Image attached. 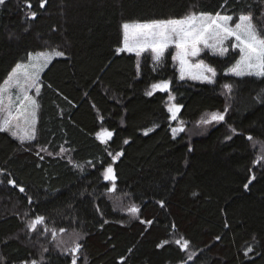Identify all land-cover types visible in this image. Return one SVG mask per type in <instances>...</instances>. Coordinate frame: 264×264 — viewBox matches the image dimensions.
<instances>
[{"label":"trees","instance_id":"1","mask_svg":"<svg viewBox=\"0 0 264 264\" xmlns=\"http://www.w3.org/2000/svg\"><path fill=\"white\" fill-rule=\"evenodd\" d=\"M189 12L232 22L251 13L264 32V0L0 5V86L29 53L64 54L40 74L35 139L0 131V264H29L36 245L40 264H72L53 230L77 238V264H264V156L256 161L255 145L264 144V78L228 74L238 49L202 54L213 83L181 80L170 52L159 63L117 52L124 23ZM164 81L169 90L149 92ZM220 112L201 134L173 132L176 120L191 126ZM109 166L115 181L105 179ZM38 216L46 240L29 228Z\"/></svg>","mask_w":264,"mask_h":264},{"label":"snow or ice","instance_id":"2","mask_svg":"<svg viewBox=\"0 0 264 264\" xmlns=\"http://www.w3.org/2000/svg\"><path fill=\"white\" fill-rule=\"evenodd\" d=\"M4 3L5 0H0V5ZM41 7H43V4H41ZM31 15L32 18L35 17V13ZM232 21V15L222 14L221 12H217L215 15L189 12L179 19L154 20L148 23H124L122 25L123 46L117 49V52H134L137 57H140L141 53L150 49L154 62L159 63L164 57L166 49L174 44L176 53L172 58L174 61L179 62L180 79H185L187 75L189 79L213 83V78L216 75L215 70L205 64L203 60L198 63H190V58L200 55L201 45L203 48L211 50L213 55H224L229 50L226 42L234 40L235 42L231 44V48L239 49L240 58L229 69V72L237 77L256 76L264 78V32H261L255 24L251 13H241L234 26H231ZM63 55L59 51H53L51 54L37 53L35 56L29 53L28 64L17 63L15 65L12 72L4 80L3 86H0V113H6L4 118L0 119V131L10 132L21 143L35 139L37 103L29 97L28 89L35 88L36 93L39 94L40 73L47 67L53 57ZM206 73L210 75H206ZM168 87L169 83L167 81L153 85L154 89L161 91H166ZM224 87L230 90L229 85H224ZM13 88L18 90L15 101H18L19 106L16 107L17 115L15 116L12 111L14 102L11 89ZM148 94L151 95V93ZM169 99L171 100L173 97L170 95ZM6 100L7 104L5 103ZM25 102H27L30 111L23 108ZM169 111L172 112V119H175L179 107L173 106V108H169ZM22 117L26 127H22L19 122L13 124L14 120L19 121ZM223 119V115L214 113L204 123H210L213 120L222 121ZM177 131H183V128L173 129L174 133ZM107 135L110 137L112 134L109 132ZM248 139L252 140V137L250 136ZM116 155L119 156L120 153ZM104 176L106 180L115 181L111 166L105 170ZM8 183L14 185L12 180H9ZM247 187L248 185H245V188ZM113 190L109 189V191ZM19 191L24 192L25 189L21 187ZM136 211L137 209L133 206L131 212L135 213ZM43 220V217H36L29 225L30 230H35L36 225L42 223ZM52 234L55 236V230ZM187 247L188 244L185 242L183 248L187 249ZM249 251H251V248ZM68 252L73 257L72 264H76L79 245L68 250ZM33 264H36V262L33 261Z\"/></svg>","mask_w":264,"mask_h":264},{"label":"rangeland","instance_id":"3","mask_svg":"<svg viewBox=\"0 0 264 264\" xmlns=\"http://www.w3.org/2000/svg\"><path fill=\"white\" fill-rule=\"evenodd\" d=\"M237 20L235 22H237ZM235 22H231V26H234V23ZM134 23H137V22H134ZM145 23H148V22H145ZM129 24H132V23H129ZM122 30H123V28H122ZM234 42H235L234 40L227 41L226 43L228 45V48H231V44L234 43ZM122 46H123V43H122ZM200 47L202 48V51H201L200 55L197 56V57L190 58V63H198L199 61L203 60L201 58V56H202L203 53H207L208 52V53L212 54L211 50L203 48L202 45ZM53 51H57V50H55V49H53V50H46V51H41V52H37V53H49V54H51ZM168 52H170L172 54V57L175 55L176 48H175V45L174 44L173 45H170L169 48L166 49L165 54L168 53ZM37 53H32V54H33V56H35ZM128 53L135 54L134 52H128ZM145 53H150L152 55L150 49L144 51L143 53H141V55H143ZM152 57H153V55H152ZM53 58H55V57H53ZM40 62L42 63L43 61L41 60ZM173 62H174L175 66H176V68L178 70L179 77H180V70H179L180 66H179V62L178 61H174V60H173ZM28 63H29V60L28 59H27L26 62H21V64H28ZM204 63L207 64L205 61H204ZM228 74L232 75L229 71H228ZM206 75H210V74H207L206 73ZM185 79L191 80V81H195V82H200L199 80L189 79L187 75L185 76ZM214 80H215V77L213 78V82H214ZM160 83L161 82H158L156 84H160ZM38 84H39V87H40V80H39ZM1 86H3V84ZM156 90H159V89H154L153 88V85L149 88V92H153V91H156ZM167 90H169V87H168ZM225 90H226V92H228V90L226 88H225ZM11 93H12L13 102H14L13 103V109H12V111H13V115L15 116V115H17V113H16V107L19 106L18 101H15V96L18 94V90L15 89V88H13V89H11ZM36 94L37 93L35 91V88L28 89V95L32 99L35 100ZM5 103L7 104V100L5 101ZM173 106H175V105L171 101H169L168 108H173ZM23 108L26 109V110H28V111H30V108L28 107L27 102H25V106H23ZM212 114H214V113H205V114H203L201 116V118L195 124H193L191 126H185L184 123L178 122L176 120V125H175V128L174 129L183 128V131H177L174 134L175 135H178L180 133H185V134H188L189 136H192V135H195V134H201V133H203L207 128H209V126L212 123H215L216 122L215 120H213L210 123H204V121L206 119H210V117H211ZM215 114L223 115V113H221V112L220 113H215ZM5 115H6V113H0V119H3ZM171 115H172V112H171ZM17 122H19L22 127H26L23 117L19 121H15L14 120L13 121V124H16ZM8 133L10 134V132H8ZM14 138H16V137H14ZM16 139L18 141H20L18 138H16ZM26 141H31V140H26ZM255 145H256V147H259L258 156H257L256 161L257 162L259 161L258 163H260V161H262V157L264 156V144L255 143ZM34 231H36V235L39 236V237H41V236L44 235L43 236V239L44 240H46L48 238V233H46L47 231L45 230V224L44 223H40V224L36 225ZM51 238L54 239L57 242V245L58 246H56V248L59 249L60 252H62L65 255H67L71 260H73L72 255L71 254H67V253H69L68 250H70L73 247L77 246V238L75 239L73 236L63 235L61 233H55V236H53V234H51ZM184 244L185 243H183L181 241H179V243H178V245H180L182 248H183V245ZM34 248H36V249H35L34 254H33V259H32V261L29 264H33V261H35L36 264H40L41 263V260H42V257H41V255H42L41 254L42 253V248L41 247H37V245L34 246ZM77 258H78V254H77V257H76V264H77Z\"/></svg>","mask_w":264,"mask_h":264},{"label":"crops","instance_id":"4","mask_svg":"<svg viewBox=\"0 0 264 264\" xmlns=\"http://www.w3.org/2000/svg\"><path fill=\"white\" fill-rule=\"evenodd\" d=\"M35 101L37 103L36 97H35ZM37 110H38V104H37V108H36V118H37ZM35 127H36V123H35Z\"/></svg>","mask_w":264,"mask_h":264}]
</instances>
